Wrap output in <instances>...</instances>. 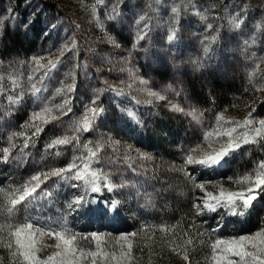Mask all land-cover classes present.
Returning <instances> with one entry per match:
<instances>
[{
	"label": "rangeland",
	"instance_id": "rangeland-1",
	"mask_svg": "<svg viewBox=\"0 0 264 264\" xmlns=\"http://www.w3.org/2000/svg\"><path fill=\"white\" fill-rule=\"evenodd\" d=\"M216 1L0 0V225L63 224L78 264H216L217 240L264 230L260 189L243 217L203 208L264 178V134L255 131L264 133V0H222V10ZM85 116L92 127L77 131ZM65 136L73 142L48 147ZM225 147L214 170L186 163ZM85 168L97 172L99 193L87 190ZM77 171L84 180L64 178ZM34 175L39 188L20 201ZM0 237V264H23L8 228ZM57 243L39 237L37 257L60 251Z\"/></svg>",
	"mask_w": 264,
	"mask_h": 264
},
{
	"label": "snow or ice",
	"instance_id": "snow-or-ice-1",
	"mask_svg": "<svg viewBox=\"0 0 264 264\" xmlns=\"http://www.w3.org/2000/svg\"><path fill=\"white\" fill-rule=\"evenodd\" d=\"M173 12H176V9H172ZM175 38V32L169 34L167 36L168 41H173ZM35 63L39 64V61H35ZM51 63V61L49 62ZM43 67V65H40ZM59 92L60 89H57ZM149 95H155V93H149ZM158 99L164 100V96H159ZM65 105H67V101L64 102V105H57L58 109L63 110ZM51 110L48 108L44 109V112L36 113V119L44 118L45 112H50ZM68 112L71 111L70 108L67 109ZM90 111L95 112L96 109H90ZM66 114V113H65ZM129 116H132V113H128ZM51 119H55V116H52ZM47 122V121H45ZM262 128H264V120L260 121ZM92 127L91 120L88 116H85L82 121L78 122L77 131H88ZM36 133H39L40 129L37 127L35 129ZM256 135H262L261 129H256ZM73 141L71 138L65 136L63 138L54 139L51 144L48 145L49 148L58 145H68ZM248 140H245V143H248ZM255 142L254 140L252 141ZM86 149H88L89 153L95 156V152H93L88 145H84ZM228 147H231L229 145ZM228 147H225L222 151H217L215 154H205L201 158H196L194 155H188L186 157V163L190 165H198L205 171L214 170L218 167H221L223 163L226 162V157L230 155L228 151ZM236 147H239V144H236ZM59 155V153H57ZM141 158L145 160H151L152 157L150 155L141 154ZM264 168V165L261 166ZM76 168V164H69L67 168H53L52 171L44 174V179H47L48 176H56L61 177V174L64 172H71L72 169ZM85 173H87V169L85 168ZM90 179L87 180V190H90L92 193H99L101 191V186L99 182V176L97 172L92 171L87 173ZM65 179H75V180H84V174L81 171H77L74 177H64ZM244 181L250 180V177L245 176ZM31 181H35L36 183L29 188L28 185H25L23 188V194L20 195L19 200L24 201L26 196H30L31 193L36 192V189L39 188L40 184V176H32ZM256 188H249L247 193L242 192H233L225 195L224 191L221 190L219 197H211L209 199L214 200L215 203H210L209 200H205L203 203V208L207 209L209 212H216L218 208L224 207L229 209V213L232 216H240L243 217L247 214V211L251 209L254 205V202L257 200L256 190L260 189V191H264V178L258 176L255 181ZM109 192H111L116 185L113 183H107L105 185ZM197 188L203 189L205 187L204 184H196ZM19 191V190H18ZM11 203L16 204V200H12ZM82 203V199H77L73 204H69V207L72 208L74 205H80ZM115 207V204H113ZM199 208V206H197ZM12 209H9L11 212ZM31 219L32 222H28ZM39 218H26L23 223L17 224L15 226V230L11 229V226L0 225V232H3L5 228H8V236L15 238V250L13 252L14 256H19L22 258L23 264H78V259L75 256V250L73 248V241L75 240V236H70L66 238L65 234L68 232V229L64 227L63 224L58 225L62 230L56 231L55 229H47L44 226L36 227L35 225L39 224ZM51 236L55 235L58 243L55 245L56 248L60 249V251L54 252L52 255H49L45 260H41L37 257L35 244L37 239L42 236ZM132 235H136V233H132ZM3 239V237H0ZM121 241H126L127 237L121 236ZM259 241V244L256 243ZM191 242V241H189ZM251 244V247L256 251L249 252L246 250L247 244ZM7 247L11 248L12 243L8 242L6 244ZM131 245H129V248ZM213 248H219L222 255L214 256L213 259L216 261V264H236L235 261L227 259L228 256L239 257L244 264H264V230L255 233V236H241L239 239L234 240H217ZM99 253H91L90 255L96 256ZM82 255H84L82 253ZM127 254L121 253V257L119 259H123ZM250 259H245V258Z\"/></svg>",
	"mask_w": 264,
	"mask_h": 264
},
{
	"label": "trees",
	"instance_id": "trees-1",
	"mask_svg": "<svg viewBox=\"0 0 264 264\" xmlns=\"http://www.w3.org/2000/svg\"><path fill=\"white\" fill-rule=\"evenodd\" d=\"M215 5V8L218 10H222V6L224 2L222 0H217L216 2H213ZM261 9L264 11V6H261Z\"/></svg>",
	"mask_w": 264,
	"mask_h": 264
}]
</instances>
